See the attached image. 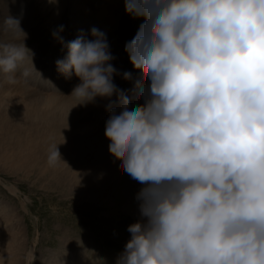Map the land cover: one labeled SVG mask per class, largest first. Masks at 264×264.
Returning <instances> with one entry per match:
<instances>
[{
    "label": "clouds",
    "instance_id": "1",
    "mask_svg": "<svg viewBox=\"0 0 264 264\" xmlns=\"http://www.w3.org/2000/svg\"><path fill=\"white\" fill-rule=\"evenodd\" d=\"M137 6L147 11L127 43L148 78L143 103L120 81L123 103L106 125L142 184L140 219L127 225L116 264H264V0H125L126 12ZM80 31L68 41L53 31L67 49L57 70L79 77L75 104L114 95L118 82L106 33ZM27 35L0 6L9 81L28 78L27 60L34 66ZM59 159L50 145L48 164Z\"/></svg>",
    "mask_w": 264,
    "mask_h": 264
},
{
    "label": "rangeland",
    "instance_id": "2",
    "mask_svg": "<svg viewBox=\"0 0 264 264\" xmlns=\"http://www.w3.org/2000/svg\"><path fill=\"white\" fill-rule=\"evenodd\" d=\"M85 2L91 12H107V6L103 5L105 9H102V6H93L92 1ZM67 10L64 6L57 15L59 19L63 18V33L70 31ZM12 11L13 15L19 13L22 26H25L24 21H28L27 16L33 15L22 7ZM145 11L146 7L137 6L126 12L124 0L121 15L116 21L118 23L121 19V26L123 20L128 19L129 33L135 24L134 17L139 23ZM57 17L52 21L56 23ZM42 31L41 28L28 36L27 43L38 40ZM126 41L127 38L122 39L119 53L114 56V61L111 60L116 67L113 75L118 78L114 95L98 96L100 99L97 97L90 106H85H88L86 111L73 113L75 122L67 128L69 134L66 138L61 139V129L57 124V118L62 114L51 117L54 129L42 132L51 141L45 142L46 146H34V155L28 156L23 148L29 149L30 139L42 131L39 128L42 122L36 121L32 112L43 108L36 100L44 94L34 93L38 95L36 97L33 94L26 96L24 92L22 96H25L26 103L22 104L0 102V264H116L130 237V233H126L122 242L119 238L122 202L125 200L134 210L124 211L127 225L140 219L136 193L142 184L124 170L120 152L110 143L111 133L105 116L109 102L123 101L120 81L132 90V99L141 103L144 98L137 91L138 85L148 81L146 76L138 75L142 72L143 62L138 61L133 53L132 57L116 63L119 57H124ZM108 42L110 46L114 43ZM49 54L53 52H41L42 57ZM129 63L133 66L131 72L125 70ZM48 66L47 61L40 62L39 72ZM97 112H101L100 115ZM91 125L94 126L89 128ZM85 131L88 134L84 135ZM51 142L58 144L61 154L55 166H50L46 160Z\"/></svg>",
    "mask_w": 264,
    "mask_h": 264
},
{
    "label": "bare ground",
    "instance_id": "3",
    "mask_svg": "<svg viewBox=\"0 0 264 264\" xmlns=\"http://www.w3.org/2000/svg\"><path fill=\"white\" fill-rule=\"evenodd\" d=\"M89 1H92L93 6H100V7L102 6V9L103 8L105 9V7H103V5L107 6V8L105 9V11L107 10V12H104V11L102 12V10H101V12L98 11L97 13L91 12L88 9L86 2L84 3V0H60V1L59 0H7L6 4L0 5V6L4 7L5 10H10L11 13L13 12L12 9L22 7V9L27 8L33 14L31 16L28 15L29 17L27 16V18H26L28 21H24L25 26H22V25L21 26L28 33L27 37L25 38V41H26V44L34 51L33 63H34L35 67L32 65L31 59L27 60L26 65L30 69V75L28 76L27 79H25L24 77L21 76L15 82L9 81L6 78V74L0 73V99H4V101H0V102H13V103H21L22 104L23 102H25L24 101L25 96H22V95H25L24 92L26 93V96H27V94H29V95L31 94V96H32V94L35 95L34 93L44 94V96L42 95L41 98L39 97L38 101L36 100L37 103L42 104L43 108L42 109H35V111L32 112L33 115L36 117L35 118L36 121L42 122L41 126L39 127L42 131H40L41 133L39 132V134L37 133V135L34 134L35 136L32 139H30V140H32V142L30 143L31 146L29 145V149L23 148V150L26 151V154H28V156H29V154L34 155L35 151L32 152L34 146H46L45 142L51 141V139L49 137L42 135V132L51 131L54 129L53 126L51 125V123H52L51 117L58 116V115L62 114L59 118H57V120H58L57 124H58V127L61 129V139L63 137L66 138V136L69 134V131H67V128L71 127L75 122V116L73 113H75L76 111H79V112L86 111L88 109L87 108L88 106L86 107L87 109L85 108V106L86 105L90 106V103L95 102L96 99L99 98L97 96L98 98L96 97L94 99V101H89L87 103L75 104L77 102L76 98L74 96H72L70 93H71L73 86L79 82V77L76 76L75 74H73L71 77H66L63 73H61L57 70L56 60L58 58L63 57L66 54L67 49L61 40H59L57 37L53 36V31L54 30L61 31V35L60 34L59 35L62 37L64 36L63 37L64 41L74 39L77 35H80L81 34L80 30H83V35H85L87 38L91 39V38H93L91 35V31H90L91 27L96 26L106 33V37H107L108 41L114 42L110 46V51L114 54V56H116L117 53H119V51H120L119 46H120V43L122 42V39L127 38V35L138 24L137 18L134 17L135 24L132 27V29H130L131 31H129V33H127V23L129 20L125 18L123 20V22L121 21L123 24L121 26H120V20L121 19H119V21L117 23L116 20L121 15L120 14L121 13V7L124 4V0H89ZM64 6H66L68 9L67 10V18H68V23H69V28H70V31H67L65 33H63V31H62L63 28L62 29L59 28L60 25H63V27H64L63 18L59 19L57 17L60 9H63ZM135 8H133V9H135ZM108 9H109V11H108ZM18 15H19V13H18ZM18 15H16V16H18ZM59 15H60V13H59ZM55 17H57L59 19L58 21H56V23L54 21H52V20L56 19ZM53 23H55V24H53ZM111 23H112V26H108ZM52 25L54 26V28ZM41 28L43 29L42 36H40L38 40L31 41L28 44L27 43L28 36L33 34L35 31L40 30ZM116 29L119 31L118 33H116ZM42 51H51V52H53V54L43 55V57H42V55H41ZM124 52H125L124 57H122V58L119 57V60H117L118 62H116V60H115L116 63H121L126 58L132 57L131 56V53H132L131 47L127 43V41H126V46L124 44ZM42 61H47L49 66L46 69L39 72V70H40L39 69V63ZM130 62L132 63V61H130ZM111 63H113V62L111 61ZM115 89H117V88H115ZM68 95H71V97L66 98L65 96H68ZM17 99H18V101H17ZM32 100H33V97H32ZM116 101H118L119 103H123V101L120 99L109 102L108 112L110 111V109L112 108L113 104ZM118 102H116V103H118ZM13 103H9L8 105L13 104ZM27 103H28V101H27ZM30 103H31V101H30ZM32 104H33V102H32ZM34 104H33V106H34ZM0 105H1V103H0ZM2 105H3V103H2ZM29 105L32 106L31 104H29ZM96 108H99V107L97 106ZM96 108H94V109H96ZM8 109L10 110L9 112H11V107H9ZM96 111H98V110H96ZM96 111H95V113H96ZM14 112L17 113L15 111V109H14ZM108 112H107V114H108ZM97 113H99V112H97ZM100 113H99V115H100ZM107 114L105 116L106 119H107ZM16 116H17V114H16ZM34 116H31V117H34ZM27 117H29V119H30V116L27 115ZM16 118H18V117H16ZM16 118H14V119H16ZM27 121H28V119H27ZM93 126L94 125H91V126H89V128H92ZM37 131H39V130H37ZM87 132L88 131H85L84 135ZM41 137L43 138L42 141H41ZM9 138H8V140H9ZM50 145H53V142H51ZM24 156H26V155H23V157ZM28 156H27V159H29ZM121 156H122V153L120 152V159H121ZM37 158H39V157H37ZM40 158H41V156H40ZM24 160H26V159H24ZM20 161L21 160H19V162ZM121 162H122V160H121ZM20 165H22V163ZM127 209L134 211L132 206H130L124 200L122 202V206H121V210H120L121 216H120V221H119V238L121 237V239H120L121 242L125 239L126 233H129V231L127 229V216L124 213V211ZM120 228H121V234H120Z\"/></svg>",
    "mask_w": 264,
    "mask_h": 264
}]
</instances>
